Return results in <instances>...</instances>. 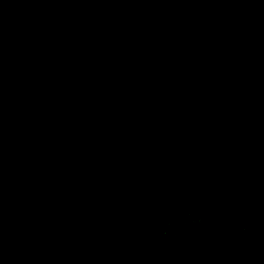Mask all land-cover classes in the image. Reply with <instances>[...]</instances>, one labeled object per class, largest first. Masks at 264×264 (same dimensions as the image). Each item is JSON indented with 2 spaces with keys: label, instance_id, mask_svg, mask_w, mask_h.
I'll list each match as a JSON object with an SVG mask.
<instances>
[{
  "label": "trees",
  "instance_id": "trees-1",
  "mask_svg": "<svg viewBox=\"0 0 264 264\" xmlns=\"http://www.w3.org/2000/svg\"><path fill=\"white\" fill-rule=\"evenodd\" d=\"M53 4L264 27V0ZM112 93L135 141L95 131L65 144L76 113ZM261 213L264 39L70 24L37 0H0V264H264L250 234L223 239L215 255L179 253L173 240L188 214L240 219L249 232ZM253 232L264 233V218Z\"/></svg>",
  "mask_w": 264,
  "mask_h": 264
},
{
  "label": "rangeland",
  "instance_id": "rangeland-1",
  "mask_svg": "<svg viewBox=\"0 0 264 264\" xmlns=\"http://www.w3.org/2000/svg\"><path fill=\"white\" fill-rule=\"evenodd\" d=\"M125 104L124 97L118 93L104 94L95 105L96 107H90L86 110L83 118L76 113L69 126L62 133L61 140L67 145L70 143L78 145L87 138H90L93 132L99 131L109 138L115 139L117 134L123 139L126 138L129 142H134L137 133L133 129L124 126L123 114L126 108ZM99 114L103 116V119L93 122V116L98 118ZM185 181L187 180L184 177L183 184L186 183ZM166 192L169 193V191ZM171 207L173 212L177 210L179 208L178 202L173 201ZM184 213L191 212L184 210ZM262 218H264L263 213L258 217H250L246 225H249V223L252 225L255 223V225H251L252 228L248 232L249 226L242 229L240 225L237 224L240 222V219H237L233 224H228L222 220L218 222H209L200 219L198 216L194 218L191 214H188L179 233L173 240H175V245L179 253H186L196 248L194 252L210 251L215 255L218 251L217 246L223 239H234L238 241L240 238L250 234L249 238L262 244L260 248L257 247V244H252V247L254 246L258 249H250V251L255 250L264 252V237L261 236V234L264 233L260 234L253 232L257 227V223L262 221ZM257 231L259 232V230ZM240 255L243 258V254L240 253ZM244 260L245 263L243 264H260V256L253 259L247 257Z\"/></svg>",
  "mask_w": 264,
  "mask_h": 264
},
{
  "label": "water",
  "instance_id": "water-1",
  "mask_svg": "<svg viewBox=\"0 0 264 264\" xmlns=\"http://www.w3.org/2000/svg\"><path fill=\"white\" fill-rule=\"evenodd\" d=\"M46 17L70 24L94 27H113L123 30L189 32L206 35L236 36L264 39V27L226 25L215 23H195L175 20H146L130 17L95 15L70 11L53 4V0H37Z\"/></svg>",
  "mask_w": 264,
  "mask_h": 264
},
{
  "label": "clouds",
  "instance_id": "clouds-1",
  "mask_svg": "<svg viewBox=\"0 0 264 264\" xmlns=\"http://www.w3.org/2000/svg\"><path fill=\"white\" fill-rule=\"evenodd\" d=\"M227 25V24H226ZM220 36H222V35H220Z\"/></svg>",
  "mask_w": 264,
  "mask_h": 264
}]
</instances>
